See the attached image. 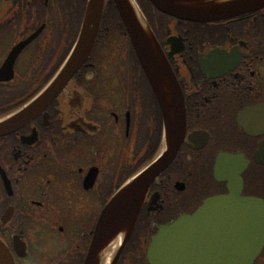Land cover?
I'll use <instances>...</instances> for the list:
<instances>
[{
	"label": "flooded vegetation",
	"instance_id": "af4514ba",
	"mask_svg": "<svg viewBox=\"0 0 264 264\" xmlns=\"http://www.w3.org/2000/svg\"><path fill=\"white\" fill-rule=\"evenodd\" d=\"M87 1L0 0V123L55 80ZM148 11L181 91L185 131L115 264H151L160 229L207 198L234 191L264 203V8L214 23H163ZM18 124L0 134L4 255L12 264H83L109 198L162 151L157 101L113 0H104L78 69ZM118 246L99 264H109ZM252 264H264V245Z\"/></svg>",
	"mask_w": 264,
	"mask_h": 264
},
{
	"label": "water",
	"instance_id": "95a60500",
	"mask_svg": "<svg viewBox=\"0 0 264 264\" xmlns=\"http://www.w3.org/2000/svg\"><path fill=\"white\" fill-rule=\"evenodd\" d=\"M149 1L161 13L179 21L198 23L227 20L264 7V0ZM113 2L155 94L163 124V151L152 164L120 187L105 205L83 264H99L106 250L118 243L109 264L116 263L150 184L174 159L185 131L182 95L151 28L130 0ZM103 3L104 0L87 1L79 38L55 80L23 110L1 122L0 134L43 109L78 69L93 46ZM263 244L264 203L231 191L206 199L192 215L178 218L171 227H162L148 250V260L151 264H252ZM9 260L0 245V264H12Z\"/></svg>",
	"mask_w": 264,
	"mask_h": 264
},
{
	"label": "rangeland",
	"instance_id": "374dc122",
	"mask_svg": "<svg viewBox=\"0 0 264 264\" xmlns=\"http://www.w3.org/2000/svg\"><path fill=\"white\" fill-rule=\"evenodd\" d=\"M139 2H140L141 4H144V3H145L144 0H139ZM145 5H146V4H145ZM145 7H146V6H145ZM147 8H148V7H147ZM150 11H151V10H150ZM150 13H151V12H149V15H150ZM155 14H156V13L152 12V13H151V16H152V17H156L157 20H160V19H161V20L163 21V23H167V18H166V17H163V16H161V15H156V16H155ZM109 72H111V71H109Z\"/></svg>",
	"mask_w": 264,
	"mask_h": 264
}]
</instances>
